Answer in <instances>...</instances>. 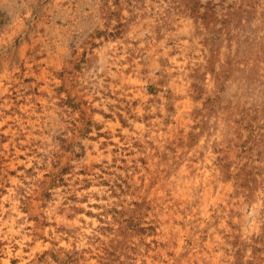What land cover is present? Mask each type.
I'll list each match as a JSON object with an SVG mask.
<instances>
[{
  "label": "rangeland",
  "instance_id": "374dc122",
  "mask_svg": "<svg viewBox=\"0 0 264 264\" xmlns=\"http://www.w3.org/2000/svg\"><path fill=\"white\" fill-rule=\"evenodd\" d=\"M0 82V264H264V0H0Z\"/></svg>",
  "mask_w": 264,
  "mask_h": 264
},
{
  "label": "bare ground",
  "instance_id": "6f19581e",
  "mask_svg": "<svg viewBox=\"0 0 264 264\" xmlns=\"http://www.w3.org/2000/svg\"><path fill=\"white\" fill-rule=\"evenodd\" d=\"M260 22V21H259ZM99 54H100V52H99ZM1 83V82H0ZM2 84V83H1ZM4 85V84H3ZM2 85V86H3ZM46 87V86H45ZM4 90V89H3ZM5 91V90H4ZM188 96V95H187ZM136 97V96H135ZM188 99V98H187ZM190 99V98H189ZM42 102H43V100H42ZM43 106V105H42ZM23 108H25V107H23ZM35 110V109H34ZM33 112H35V111H33ZM163 112V111H162ZM29 115V114H28ZM27 116V115H26ZM98 117H100V115H98ZM28 119V118H27ZM30 120V119H29ZM143 124V123H142ZM30 126V125H29ZM34 126V125H33ZM136 126V125H135ZM144 126V125H143ZM21 127V126H20ZM140 128L142 129L143 127H142V125H140ZM24 131V130H23ZM140 131V130H139ZM5 133V132H4ZM27 133V132H26ZM31 137V136H30ZM34 137V136H33ZM36 137V136H35ZM115 139H116V137H115ZM116 140H118V139H116ZM8 150V149H7ZM111 150V149H110ZM16 152V151H15ZM211 155V154H210ZM26 156V155H25ZM19 157V156H18ZM28 157V156H27ZM31 158V157H30ZM28 159V158H27ZM206 159V158H205ZM15 160H17V159H15ZM21 161V160H20ZM209 163V162H208ZM196 164V163H195ZM210 164V163H209ZM12 165V164H11ZM9 166V165H8ZM183 166V165H182ZM206 166H207V164H206ZM193 167H194V165H193ZM196 167V166H195ZM214 167V166H213ZM211 169H213V168H211ZM5 170V169H4ZM182 171V170H181ZM207 173H208V171H206ZM210 172V171H209ZM6 173V172H5ZM40 173V172H39ZM183 173V172H182ZM214 173V172H213ZM216 174H217V172H215ZM9 175V174H8ZM215 175V174H214ZM40 177V176H39ZM136 179V178H135ZM137 180V179H136ZM190 180V179H189ZM196 180V179H195ZM209 180V179H208ZM214 180V179H213ZM200 181V180H199ZM211 181V180H210ZM187 182V181H186ZM196 182V181H195ZM183 185H185V184H183ZM188 185H189V183H188ZM204 185V184H203ZM182 191V190H181ZM177 192V191H176ZM182 193V192H181ZM8 194V193H7ZM13 194V193H12ZM177 194V193H176ZM186 194V193H185ZM11 195V194H10ZM7 196V195H6ZM164 196V195H163ZM176 196V195H175ZM174 196V197H175ZM189 196V195H188ZM181 197V196H180ZM5 198V197H4ZM7 198V197H6ZM15 198V197H14ZM184 198V197H183ZM187 198V197H186ZM13 199V198H12ZM168 199V198H167ZM174 199V198H173ZM3 200H5V199H3ZM183 200V199H182ZM16 201V200H15ZM163 201V200H162ZM184 201V200H183ZM58 204V203H57ZM171 204V203H170ZM12 205V204H11ZM168 206V205H167ZM87 207V206H86ZM93 209V208H92ZM13 210V209H12ZM19 210V209H18ZM178 210V209H177ZM16 212H20V211H16ZM178 212V211H177ZM19 215H20V213H18ZM165 214V213H164ZM177 214V213H176ZM207 214V213H206ZM209 214V213H208ZM162 215V214H161ZM176 217H178V216H176ZM180 217V216H179ZM204 217V216H203ZM173 218V217H172ZM176 220H177V218H176ZM207 220V219H206ZM174 221V220H173ZM178 221V220H177ZM91 222L94 224L95 223V220L94 219H91ZM185 222V221H184ZM202 222V221H201ZM200 222V223H201ZM179 223V222H178ZM181 225V224H180ZM166 228V227H165ZM174 228V227H173ZM89 230V229H88ZM175 230H177V229H175ZM169 231V230H168ZM182 232V231H181ZM180 232V233H181ZM179 233V232H178ZM166 237V236H165ZM23 240V239H22ZM60 240V239H59ZM181 241H182V239L180 240V239H178V243L180 244L181 243ZM60 242H61V240H60ZM177 242V241H176ZM82 243V242H81ZM80 243V244H81ZM83 243H85V242H83ZM196 243V242H195ZM20 244H22V243H20ZM62 244H63V242H62ZM86 244V243H85ZM197 244H198V242H197ZM64 245H65V243H64ZM82 245V244H81ZM178 245V244H177ZM174 246V245H173ZM189 247V246H188ZM5 249V248H4ZM7 249V248H6ZM179 249V248H178ZM189 249V248H188ZM19 250H20V248H19ZM18 250V251H19ZM184 250V249H183ZM174 251V250H173ZM192 251V250H191ZM195 251V250H194ZM175 252V251H174ZM8 253H9V251H8ZM178 253V252H177ZM197 254V253H196ZM212 254H214V253H212ZM217 254V253H216ZM219 254V253H218ZM3 255V254H2ZM13 255V254H12ZM8 256V255H7ZM7 256H6V258H4V256H3V259H2V261H3V263L4 264H6V263H8V259H7ZM165 256V255H164ZM207 256V255H206ZM148 257V256H147ZM179 257V256H178ZM185 257V256H184ZM189 258V257H188ZM196 258H198V257H196ZM217 259H218V256L216 257ZM10 259V258H9ZM165 259V258H164ZM185 259V258H184ZM216 259V260H217ZM189 260V259H188ZM215 260V261H216ZM146 261H149L148 259L146 260ZM187 261V260H186ZM139 262V261H138ZM159 262V261H158ZM185 262V261H184ZM149 263V262H148ZM147 263V264H148ZM171 264V263H170ZM188 264V263H187Z\"/></svg>",
  "mask_w": 264,
  "mask_h": 264
}]
</instances>
